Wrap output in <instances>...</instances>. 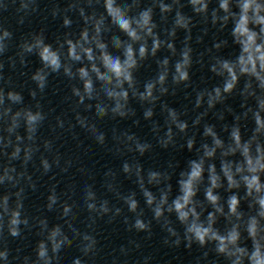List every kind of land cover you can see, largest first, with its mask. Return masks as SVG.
I'll use <instances>...</instances> for the list:
<instances>
[{"label": "clouds", "instance_id": "obj_1", "mask_svg": "<svg viewBox=\"0 0 264 264\" xmlns=\"http://www.w3.org/2000/svg\"><path fill=\"white\" fill-rule=\"evenodd\" d=\"M220 6H221V8H223L225 10H227V8H228L227 3H222ZM251 8H252L251 3H245L243 5V13L244 14L241 16V22H242V25H244V26L243 27L238 26L237 30L241 31L242 35H245L246 38H247V42L248 43H247V45L245 46V49H244L245 52L249 53L247 63H250L252 65V71L255 72V65H256V61L257 60L260 61L261 67H264V50H262L258 46L255 47V49L253 50V45L255 43V34L254 33H250L249 30L246 27V24H247V12ZM109 9H111V5L110 4H109ZM255 12L257 13V22L262 24V25H264V17H259L258 16L259 7H257L255 9ZM142 16H143L144 23L147 24L148 21H149L148 13H143ZM66 23H67V21H66ZM119 24H120V27L122 29H124L125 31L128 32L129 35H131L132 37L136 36V33H135L134 30L131 29V26H130V23H129L128 20L120 19L119 20ZM144 51H145L144 48L140 49L141 55H143ZM127 56H128V58H127V61L125 63L128 65V67L134 66L135 61L132 60L131 49L128 50ZM41 57H42V59L44 61L49 62L52 65L54 70L59 67L58 58L55 56L54 53H52L50 51L48 46H45L43 48V50L41 52ZM185 62H187V56L185 57ZM243 62L244 61L242 60V63ZM225 67H227V65H225ZM109 68L115 73V75L117 77H119L121 75H124L125 79H127L129 81L131 80L130 74H128L127 72H125L123 70L119 60H116L115 62H109ZM81 71L83 73V70H81ZM177 71H180V67L179 66L177 68ZM242 71L248 72L249 69L248 68H243ZM229 72H231V69H229ZM187 78H188L187 73L181 71L180 72V79L186 80ZM39 79H42V78H39ZM161 80H163V77H161ZM235 80H236L235 75H232V82H229V83L226 84L225 89H224L225 92H228V91L232 90V88L234 87ZM85 87L88 88V87H90V85L86 83ZM217 94H219V90H217ZM30 119H35V117H30ZM193 175L194 176L195 175H199V172L198 171L194 172ZM213 184L215 186V181H213ZM247 186H248V188L250 190L253 187H255V189L257 191H259L260 190L259 177L258 176H253L251 181L248 182ZM185 188H186V194H185V196L183 198L184 199V203L182 204L180 202H176V205H175L177 211L179 212L181 220L187 219L188 213L183 211V208L189 202V197L191 195H193L190 185H186ZM208 199L210 201H212L213 203H215L216 200H217V197L213 196L211 191H209L208 192ZM149 203H151V200H149ZM237 204H238V200L235 197H232L231 201H230V210L233 213H235V211H236ZM259 204H260L261 208H264V199L259 200ZM130 207H131L132 210H135V207H136L135 202H132ZM160 214H161L160 210L157 209L156 210V215L159 216ZM12 223L16 224L18 222L16 220H13ZM136 227L138 229H144L146 227V225L142 221L137 220L136 221ZM189 231L192 232L194 234L196 240L199 241V243L201 245H203L206 242V237H209L211 229L210 228L200 227V226H197V225H193L189 229ZM248 231H249V235L251 237H253V241H254V251L252 252L251 256L249 257V260H250L251 264H264V253L261 252L259 245L255 243V235H256L255 225L253 224L252 226H250ZM17 234L18 233L15 230L12 231V235L15 236ZM211 238L212 239H216V240L219 241L218 251L223 253V252L226 251V246H227L228 243H231V244H235L236 243V241L238 239V234L234 232L227 238V240H225L224 237L218 236V235H216L213 232V233H211ZM237 251L240 252L242 255L244 254V250L243 249H239L238 248ZM43 254H44L43 251H41L40 255L43 256Z\"/></svg>", "mask_w": 264, "mask_h": 264}]
</instances>
